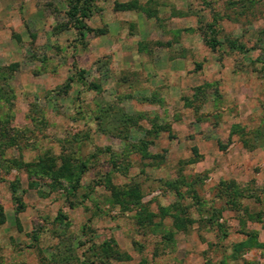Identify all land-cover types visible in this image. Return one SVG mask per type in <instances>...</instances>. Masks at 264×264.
Returning <instances> with one entry per match:
<instances>
[{
    "label": "rangeland",
    "instance_id": "1",
    "mask_svg": "<svg viewBox=\"0 0 264 264\" xmlns=\"http://www.w3.org/2000/svg\"><path fill=\"white\" fill-rule=\"evenodd\" d=\"M76 1L0 0V264H264V0Z\"/></svg>",
    "mask_w": 264,
    "mask_h": 264
},
{
    "label": "trees",
    "instance_id": "2",
    "mask_svg": "<svg viewBox=\"0 0 264 264\" xmlns=\"http://www.w3.org/2000/svg\"><path fill=\"white\" fill-rule=\"evenodd\" d=\"M91 4L92 0H78L73 5L70 6V9L68 11V17L71 22H73V26L78 31L79 36L84 39L86 37V34L89 32H93V30L87 25L86 21H88L91 18ZM229 48L231 50H238L240 52L245 51L244 47L242 45L237 44L235 41H228ZM206 44L210 46L211 49H215V46L218 44V42L213 39L210 41H207ZM94 89H97V86H93ZM53 175L56 176V178L59 176L57 173L52 172ZM57 174V175H56ZM5 223V215L3 213V210L0 208V225ZM250 242V241H249ZM250 245L251 243H245L244 245ZM258 247H262L263 245L260 243H257Z\"/></svg>",
    "mask_w": 264,
    "mask_h": 264
},
{
    "label": "crops",
    "instance_id": "3",
    "mask_svg": "<svg viewBox=\"0 0 264 264\" xmlns=\"http://www.w3.org/2000/svg\"><path fill=\"white\" fill-rule=\"evenodd\" d=\"M256 158L254 164L257 166H263V171L261 172L262 177L264 178V149L255 154Z\"/></svg>",
    "mask_w": 264,
    "mask_h": 264
}]
</instances>
